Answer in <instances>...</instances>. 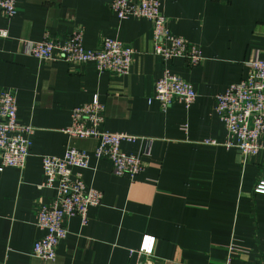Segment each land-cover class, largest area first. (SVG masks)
I'll use <instances>...</instances> for the list:
<instances>
[{
    "label": "crops",
    "instance_id": "1",
    "mask_svg": "<svg viewBox=\"0 0 264 264\" xmlns=\"http://www.w3.org/2000/svg\"><path fill=\"white\" fill-rule=\"evenodd\" d=\"M112 0H16L12 18L0 16V90L17 95V121L35 128L23 171L0 172V264H143V239L155 238L152 264H264V155L246 160L228 147L216 96L247 78L248 64L264 60V0H162L174 35L197 45L198 67L174 59L171 72L191 83L196 101L176 102L167 111L154 99L164 66L153 53L152 23L119 21ZM77 29L84 46L100 49L105 39L135 51L127 75L99 73L94 63H44L31 54L49 34L64 42ZM95 97L105 105L101 129L137 137L127 154L146 157L135 180L117 177L107 160L92 156L83 171L88 188L103 193L89 209L87 225L68 220L69 234L52 261L33 253L45 236L37 226L40 205L56 190L42 188V157H64L70 147L92 152L97 140L70 137L75 107ZM1 165V160H0Z\"/></svg>",
    "mask_w": 264,
    "mask_h": 264
},
{
    "label": "built area",
    "instance_id": "2",
    "mask_svg": "<svg viewBox=\"0 0 264 264\" xmlns=\"http://www.w3.org/2000/svg\"><path fill=\"white\" fill-rule=\"evenodd\" d=\"M111 10L119 21L135 18L152 23L153 53L165 67L162 77L156 82L154 95L161 109L165 112L176 102L191 107L197 99L193 85L173 75L168 67L176 58L185 59L189 67H198L205 57L197 45L170 32L168 19L162 11V0H112ZM16 13V0H0L1 17L10 19ZM8 36V31L0 28V38ZM31 54L44 63L92 62L99 73L127 75L135 51L114 39H105L100 49L89 50L84 46V31L77 29L62 43L53 41L47 34L42 41L33 43ZM248 66L247 78L231 84L226 92L217 95L215 106L227 131V146L238 149L245 162L264 155V60L256 59ZM17 112L15 91L0 90V172L7 167L23 171L31 155V135L35 128L19 124ZM105 120V105L98 97L75 107L71 125L65 132L70 137L97 140L95 149L90 152L70 147L64 157H42L45 180L41 187L56 190L54 200L47 206L40 205L37 211V226L46 234L34 244L33 253L42 260L56 258L59 244L69 234V219L79 217L87 225L89 209L102 204L103 193L88 188L84 182L83 171L89 168L92 156L109 161L115 176L132 180L137 179L147 167L150 153L144 158L123 150L124 143L134 142L137 137L103 131L101 127ZM260 185L256 191L263 193L264 183ZM154 247L155 238L143 239L139 249L140 256L145 259L143 264H152ZM234 254L231 248L223 264H233Z\"/></svg>",
    "mask_w": 264,
    "mask_h": 264
},
{
    "label": "bare ground",
    "instance_id": "3",
    "mask_svg": "<svg viewBox=\"0 0 264 264\" xmlns=\"http://www.w3.org/2000/svg\"><path fill=\"white\" fill-rule=\"evenodd\" d=\"M127 46H129V45H127ZM129 47H131V46H129ZM170 65V64H169ZM169 68V67H168ZM169 70H170V68H169ZM170 72H171V70H170ZM172 73V72H171ZM173 74V73H172ZM174 75V74H173Z\"/></svg>",
    "mask_w": 264,
    "mask_h": 264
}]
</instances>
